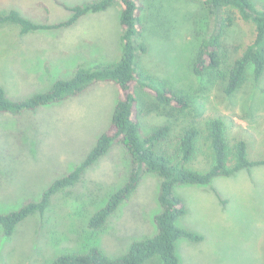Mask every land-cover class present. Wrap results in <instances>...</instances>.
<instances>
[{
	"label": "rangeland",
	"instance_id": "1",
	"mask_svg": "<svg viewBox=\"0 0 264 264\" xmlns=\"http://www.w3.org/2000/svg\"><path fill=\"white\" fill-rule=\"evenodd\" d=\"M90 1L0 0V11L16 9L29 18L43 17L55 23L71 15L63 5ZM139 2L143 28L134 39L142 42L146 51L136 53L137 67L186 94L191 104L187 112L177 114V120L169 118L150 110L152 96L136 87L142 133H149L154 124L171 122L172 132L160 147L174 152L181 127L220 117L230 143L242 138L250 160L264 158V73L255 80L249 66L240 88L224 95L220 79L193 71L201 38L216 27L202 2ZM250 2L264 10V0ZM229 10L234 21L220 37V69L224 71L255 36L254 24L243 20L237 10L225 8L221 17ZM120 11L121 3L116 1L103 11L82 15L72 26L23 34L16 24H0V87L10 98H26L47 90L58 78L71 76L78 67L119 60ZM119 94L113 82L97 81L76 96L19 115L0 112V213L37 198L54 179L80 163L108 129ZM207 133L200 131L197 151L188 167L207 169L202 156ZM130 164L126 151L112 146L84 171L79 182L53 196L42 216H28L10 237L0 228V264H52L66 250L85 252L93 237L87 219L125 180ZM158 189L157 178L144 174L135 192L110 218L95 239L108 256L121 255L131 242L155 234ZM174 193L185 206L176 224L202 236L200 241L176 240L179 264H264V164L214 177L208 184L178 185Z\"/></svg>",
	"mask_w": 264,
	"mask_h": 264
},
{
	"label": "trees",
	"instance_id": "2",
	"mask_svg": "<svg viewBox=\"0 0 264 264\" xmlns=\"http://www.w3.org/2000/svg\"><path fill=\"white\" fill-rule=\"evenodd\" d=\"M116 1L121 3L119 23L122 28V52L119 60L91 68L78 67L71 76L58 78L47 90L26 98H10L0 87V112L15 115L76 96L97 81H111L120 91L108 129L98 136L84 159L54 179L37 198L26 200L15 210L0 213L2 234L10 237L17 225L28 216H42L53 196L79 182L84 171L106 155L112 146L119 145L126 151L131 168L125 175V180L108 194L103 206L87 219L86 226L96 238H90L92 243L85 246V252L78 249L66 250L55 257L52 264H179L175 251L176 240L186 237L191 241H200L202 236L176 224V220L185 213V206L174 193L175 188L186 184H208L214 177L229 176L241 169L264 164V158L250 160L247 157L246 140L239 138L230 143L228 129L220 117L205 118L199 123L192 121L189 126L181 127L174 152L160 147L172 132L171 122L154 124L149 133H142L136 87L152 96L154 103L148 107L150 110L165 113L169 118L172 116L177 120V114L187 112L191 104L186 94L137 67L136 53L146 51V46L134 39L141 34L143 28L140 20L142 5L139 0H93L83 4L63 5L71 15L55 23L42 20L43 17L35 20L16 9H9L0 11V24H16L22 34L44 28H64L74 25L82 15L103 11ZM192 1H201L203 10L216 21L215 30L201 38L193 60L194 73L220 79L226 96L235 93L244 83L249 66H252L253 78L258 80L264 73V10L257 9L250 0ZM225 8L237 10L243 20L252 22L255 36L224 71L220 69L223 62L220 37L234 21L232 10L221 17ZM201 130L208 132L206 150L202 152L207 169L203 171L187 165L196 154V142ZM147 173L157 178L159 186L157 199L160 209L154 215L156 232L151 237L131 242L121 255L108 256L96 245L95 239L107 227L110 218L117 213L122 203L135 192L142 176Z\"/></svg>",
	"mask_w": 264,
	"mask_h": 264
}]
</instances>
